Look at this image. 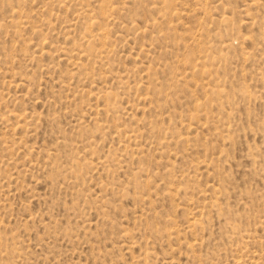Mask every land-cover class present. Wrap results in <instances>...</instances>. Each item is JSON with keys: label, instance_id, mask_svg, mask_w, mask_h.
Instances as JSON below:
<instances>
[{"label": "rangeland", "instance_id": "obj_1", "mask_svg": "<svg viewBox=\"0 0 264 264\" xmlns=\"http://www.w3.org/2000/svg\"><path fill=\"white\" fill-rule=\"evenodd\" d=\"M0 264H264V0H0Z\"/></svg>", "mask_w": 264, "mask_h": 264}]
</instances>
